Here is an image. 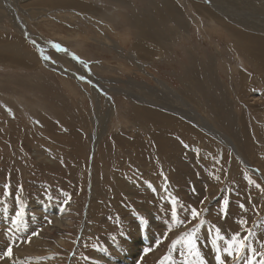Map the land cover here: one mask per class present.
Here are the masks:
<instances>
[{
  "label": "rangeland",
  "instance_id": "obj_1",
  "mask_svg": "<svg viewBox=\"0 0 264 264\" xmlns=\"http://www.w3.org/2000/svg\"><path fill=\"white\" fill-rule=\"evenodd\" d=\"M76 1L92 11L0 0V47L17 39L22 57L0 56V251L15 257L3 262L264 252V15L227 0ZM165 2L169 15H152ZM235 233L249 245L239 259L223 252Z\"/></svg>",
  "mask_w": 264,
  "mask_h": 264
},
{
  "label": "bare ground",
  "instance_id": "obj_2",
  "mask_svg": "<svg viewBox=\"0 0 264 264\" xmlns=\"http://www.w3.org/2000/svg\"><path fill=\"white\" fill-rule=\"evenodd\" d=\"M20 1L21 0H9V2H10V4L11 5H13V7H17L18 8V10L20 9V8H23V7H25V6H27V5H35L36 4V7H37V9H40V10H42L43 11V8L42 7H44V6H46V8H47V6L49 7V6H54V7H70V8H77V10H78V8L79 9H87L88 11H92V9L87 5V7H86V3H83V2H78V1H76V0H32L31 2H29V3H27V4H25V5H20ZM111 2H112V0H110ZM191 1V0H190ZM193 1H195V0H193ZM197 1V0H196ZM210 1H213V0H210ZM227 1H229L228 3L229 4H232V5H236V7H243L244 8V10H245V12H246V8H247V11L248 10H250V9H254L255 11H257L256 12V14H254V15H256V16H258V17H261V14L262 15H264V0H245V1H243V2H241V1H238V0H227ZM7 2V1H6ZM215 2H216V0H215ZM215 2H212V5H213V3L215 4ZM79 3H83V4H85V5H78ZM197 3V2H196ZM4 4V3H3ZM169 4V2H167V4H166V2L165 3H163V6L162 7H160V9H161V11H156L155 13H153L152 15H158V16H162V15H164V16H167V15H169V10H168V5ZM171 4V3H170ZM158 5V4H157ZM211 5V6H212ZM154 6V5H153ZM196 6V5H195ZM194 6V7H195ZM216 6H218V5H216ZM6 7V5L4 6V5H0V9L1 8H5ZM7 7H9V5H7ZM13 7H11V8H13ZM156 7V6H155ZM153 8V7H152ZM202 8V7H201ZM250 8V9H249ZM35 9V8H34ZM65 9V8H64ZM157 9V8H156ZM197 9H199V7L197 8ZM203 9V8H202ZM225 9V8H224ZM63 10V9H62ZM200 10V9H199ZM20 11V10H19ZM18 11V12H19ZM80 11V10H79ZM201 12H202V10H200ZM240 11V10H239ZM15 12V11H14ZM17 12V11H16ZM17 12V13H18ZM164 12V13H163ZM251 12H252V10H251ZM95 13V12H94ZM230 13V12H229ZM247 13V12H246ZM253 13V12H252ZM241 14V13H240ZM17 15V14H16ZM150 15V14H149ZM158 16H154V17H152L151 19H149V20H147V25L148 26H151V27H154V26H156L157 24H156V22H158L157 21V19H158ZM209 16V15H208ZM232 16V15H231ZM234 16H236V14L234 15ZM246 16V15H245ZM15 17V16H14ZM179 16H177V18H174V20H175V22L179 25L180 23H181V19L180 18H178ZM161 20H162V18H160ZM248 17L246 16L245 17V20H242L241 21V23L242 24H244V25H246V22L248 21ZM19 20H21V19H19ZM19 20H17V18H14V20L12 21L13 22V24H14V27H15V29L17 30V31H20V33H22V32H25L26 30L28 31V28H27V22H24V24L23 23H21V24H19ZM257 21H258V19H256ZM22 22V21H21ZM155 23V25L154 26H152V24H154ZM240 23V24H241ZM258 23V22H257ZM159 24V23H158ZM260 26H263L261 23H258ZM29 25V24H28ZM135 25V24H134ZM244 25H242V26H244ZM249 25V24H248ZM147 26V27H148ZM242 26H240V27H242ZM158 27V26H157ZM246 27H247V25H246ZM146 28V27H145ZM228 28V27H227ZM229 31V30H228ZM261 31V30H260ZM231 32V31H230ZM261 32H264V31H261ZM145 34V33H144ZM140 36V35H139ZM152 39V38H151ZM151 39H149V40H151ZM17 40V39H16ZM16 40L14 41V42H12L11 44H8L7 45V47H6V42H4V44L2 43V47H0V56H1V53L2 52H4L5 51V54L7 53V58H11V60L12 61H17V60H19L18 58H22L21 56H19V55H17V54H15L16 53V51L18 50V48H19V44H18V42L16 43ZM153 41V40H152ZM5 45V47H3ZM56 48V47H55ZM14 53V54H13ZM148 54V53H147ZM21 55V54H20ZM149 55V54H148ZM26 60H27V58H26ZM20 61V60H19ZM59 65V64H58ZM206 75H208V73L206 74ZM192 78V77H191ZM195 78H193V80H194ZM208 80H210V78L208 79ZM208 80H206V83H208ZM245 91H246V89H245ZM215 206V205H214ZM220 206V205H219ZM213 211V210H212ZM159 220H161V219H159ZM66 221V220H65ZM162 236H163V234H161V236L159 237V236H157V235H155V237H157V240L158 241H160L161 239H162ZM156 241V240H155ZM164 241H166V240H164ZM163 241V242H164ZM167 242V241H166ZM157 243V242H156ZM155 243V244H156ZM154 244V243H153ZM154 244V245H155ZM157 245V244H156ZM160 246H162L163 247V245L161 244ZM28 250H30V248H28V249H26L23 253H26ZM0 264H6L5 262H3V261H1L0 262Z\"/></svg>",
  "mask_w": 264,
  "mask_h": 264
},
{
  "label": "snow or ice",
  "instance_id": "obj_3",
  "mask_svg": "<svg viewBox=\"0 0 264 264\" xmlns=\"http://www.w3.org/2000/svg\"><path fill=\"white\" fill-rule=\"evenodd\" d=\"M33 43L35 44V41H33ZM57 47H59V45H57ZM44 58L47 59V57H44ZM81 79H84V77H81ZM257 187H259V185H257ZM175 203L176 201H173V204ZM201 203H203V201H201ZM225 203H230V201H226ZM239 207L242 210L245 209L244 203H241ZM186 210L189 212V218H188L187 223H191L192 219H195L199 216V211L196 207H190V209H186ZM177 215H178L177 209L173 207L172 208V218L175 219ZM181 222L183 223L184 221H181ZM215 231L217 233L218 240L225 239L224 237L219 236V233L221 230L218 227L215 229ZM36 235H38L37 232L32 233V236H36ZM167 237H168V232H165L162 236V239L160 241H157V246L162 244L163 241L167 239ZM238 237H239V233L233 234L232 237L228 240V246L224 247L223 252L227 254L228 257L234 256L236 259H239L241 257V253L243 252V250L249 247L247 236L243 237V239L239 241V246L234 245L233 242L238 241ZM176 243H178L177 240L172 241L173 245H175ZM187 244L189 246L188 248L189 253H192L193 249L196 248L194 236L188 239ZM213 245L214 246L216 245V241H213ZM13 248H14V245L12 243H9L4 250L0 251V261H3V260L14 261L15 257H14ZM250 251H251V255L248 256L246 260V264H264V252H257V250L254 248H252ZM195 254L199 255L200 253L197 250ZM181 255H184V254L181 253ZM258 257L260 259H258ZM215 259L217 261V264H225V260L222 258L221 251L219 250V248H217Z\"/></svg>",
  "mask_w": 264,
  "mask_h": 264
},
{
  "label": "crops",
  "instance_id": "obj_4",
  "mask_svg": "<svg viewBox=\"0 0 264 264\" xmlns=\"http://www.w3.org/2000/svg\"><path fill=\"white\" fill-rule=\"evenodd\" d=\"M210 245V244H209ZM216 260V259H215Z\"/></svg>",
  "mask_w": 264,
  "mask_h": 264
}]
</instances>
